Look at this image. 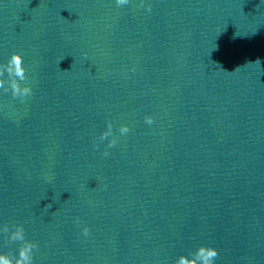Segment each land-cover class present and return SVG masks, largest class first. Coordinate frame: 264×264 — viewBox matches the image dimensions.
<instances>
[{"label": "clouds", "instance_id": "9594fccd", "mask_svg": "<svg viewBox=\"0 0 264 264\" xmlns=\"http://www.w3.org/2000/svg\"><path fill=\"white\" fill-rule=\"evenodd\" d=\"M117 6L126 5L129 0H115ZM147 10L151 11V5L147 6ZM259 62V61H257ZM5 73H7L8 80L3 79ZM26 69L24 67L23 57L17 52H13L6 64H0V89L4 92L11 90L13 98H19L23 101L26 97L32 94V88L30 85L25 84L21 86V81H26ZM7 83V87H5ZM144 121L148 125L154 123V119L151 115L144 117ZM111 121L107 124V131L103 132L99 137L100 140H104L108 137H112L109 140L108 147L111 148L117 143V138L113 136ZM130 128L127 124H122L119 128L121 135L129 133ZM107 156L109 153L107 150L103 153ZM14 231H11L8 235V240L11 242H22L18 249V256L10 254H0V264H33V250L37 248L35 242L25 239V229L23 225H14ZM3 233H9V227L5 224L2 228ZM83 235L87 237L89 235V229L83 228ZM219 255L218 251L214 247L199 246L195 252L190 253V256L180 255L175 261V264H214L215 259Z\"/></svg>", "mask_w": 264, "mask_h": 264}]
</instances>
